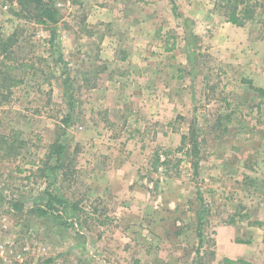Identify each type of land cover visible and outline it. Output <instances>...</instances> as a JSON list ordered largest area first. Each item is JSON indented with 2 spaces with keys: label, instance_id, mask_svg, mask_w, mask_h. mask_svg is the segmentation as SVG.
Here are the masks:
<instances>
[{
  "label": "rangeland",
  "instance_id": "1",
  "mask_svg": "<svg viewBox=\"0 0 264 264\" xmlns=\"http://www.w3.org/2000/svg\"><path fill=\"white\" fill-rule=\"evenodd\" d=\"M101 1L53 0L59 20L44 24L33 0H0V69L17 66L8 71L14 79L0 77L5 255L25 248L27 264H223L217 229L231 225V243L255 235L246 260L264 264V104L254 89L264 85V0L232 1L241 11L250 6L241 14L247 20L216 40L209 16L214 10L225 20L227 0H187L199 6L198 26L185 4L170 0L161 43L172 52L148 65L179 76L172 105L163 88L127 84L130 64L84 55L98 42L82 33L112 30L88 23ZM99 66H106L101 74ZM106 79L125 85L93 88ZM192 128L199 175L184 153ZM56 142L65 146L60 154Z\"/></svg>",
  "mask_w": 264,
  "mask_h": 264
},
{
  "label": "crops",
  "instance_id": "2",
  "mask_svg": "<svg viewBox=\"0 0 264 264\" xmlns=\"http://www.w3.org/2000/svg\"><path fill=\"white\" fill-rule=\"evenodd\" d=\"M191 1L193 0H188V2ZM188 2L187 0H179L177 3L179 5L185 4L186 6L184 5V8L187 7L186 11L188 12L186 14L190 15L192 18L193 15L197 14L199 6H196L195 4L190 5ZM92 6H94V11L93 14L89 16L88 23H93L92 25L98 26L106 25L108 29L112 30H109L108 32H99V34L97 32H91L89 34L82 33L78 38H81L85 41L89 40L90 43L98 42V50H96V53L93 52L91 48H88L87 50H84V53H86L84 55H90L91 57L98 56L100 58L99 62H107L108 66L111 64L114 66L118 64L119 66L130 64L129 68L126 66V69L128 68L129 70L127 69L125 71V74H127L126 76L129 77V80H127V78L125 80L128 82L127 84L130 86L133 84L134 86L140 85L139 87L142 88L151 87L152 91H156L157 88H163L165 89L166 93L168 91L167 103L169 105L174 104V100L169 95L174 82L177 81L179 76L174 74L172 69L169 70V68H166V70H163L162 67L157 66L158 68H153L148 65V61H156V57H162L172 52L167 48L168 46H166L164 43H161L165 40H168L165 37V29L169 28V24H171L173 17L171 1L155 0L152 3L145 2L143 0H105L98 3H93ZM144 8H150L153 9V11L143 12L142 10ZM189 9H193L195 11H191ZM213 12L214 14L212 13L211 17L209 16V19L213 20L212 25L214 30L212 39L216 40L222 35L227 36L224 34V31L229 28L231 22H229L227 19L221 22L222 16L214 10ZM193 19H195V23L197 22V26L198 24H202V22H204V20L200 21L198 17H193ZM214 20H220V23H217ZM223 26L226 27L223 28ZM122 27L123 29L121 30ZM176 29L180 30L181 28L176 26ZM230 29L232 31H238L231 27ZM121 35H124L123 41L127 42V44L122 43L123 41L120 39ZM149 41H154L152 48H146L152 46L149 45ZM141 42H145L142 44L143 46L141 45ZM136 44H138L139 47H137ZM177 45L178 44H176V46ZM141 46L145 48H142ZM173 46L175 47V42L173 43ZM149 49H154V52H149ZM121 54L124 55L122 58L125 59H122V62L120 63L118 58L121 56ZM133 57H138V60H134V64L132 61ZM168 57L170 58V56ZM174 57L175 54L170 59L172 60ZM139 60H142L143 62H139L138 65L135 64ZM141 63H146V66H143ZM168 66L171 67V64H168ZM105 69L106 66H99L97 71L98 73L100 72L99 74H101V72H103ZM133 77L135 78V81L133 80ZM144 79L146 81V85L144 82H142ZM122 81L123 80L121 79H106L104 80L105 84H95L93 88H101L107 90L106 92L110 93L112 91H118L121 89L120 84L123 83ZM123 85L125 84L123 83ZM259 87H264V85ZM116 103V107H118L119 100ZM162 103L163 102L160 97L155 99V104L162 105ZM163 115L170 114L164 113ZM222 232H225V234L222 235ZM231 232L232 235L234 234V236H236V228L232 227L231 225H223L217 229L218 246L222 245V248L227 251V257H241L246 259V256L249 254L252 255L255 235L251 237L249 234L250 241H235V243H231Z\"/></svg>",
  "mask_w": 264,
  "mask_h": 264
},
{
  "label": "trees",
  "instance_id": "3",
  "mask_svg": "<svg viewBox=\"0 0 264 264\" xmlns=\"http://www.w3.org/2000/svg\"><path fill=\"white\" fill-rule=\"evenodd\" d=\"M37 6L39 7L40 11V15L42 16V18L40 19V21L44 24L48 23V22H52V23H56L59 20V10L55 9L53 7V0H47V2H43V0H33ZM232 1L235 0H227V3L224 4L222 7V10L224 11L223 13L226 16V19L237 25V26H243L245 24V21L247 20L246 15L242 16V12H244V14H249L250 12V6L247 4V6H245V8L241 11L239 9V6L235 3H232ZM241 11V12H240ZM173 48V47H172ZM170 49V48H168ZM9 69L6 70H2L0 69V77L1 79L5 80V81H10V79H14L13 77H10L8 71H10V69H14L17 66H8ZM7 72V73H6ZM3 74V75H2ZM255 91L258 93L259 96V104L258 106L260 107L262 104H264V87H254ZM197 129L192 128L189 137L192 140V148H188L186 151H184L185 155L187 156H192L193 160H192V167L194 169V174L199 175L200 172V161H201V149H200V145H199V140H198V132H196ZM187 138L186 135L183 136V141ZM182 146L179 148L180 150H182ZM65 146L61 143L56 142L53 145V152H55L56 154H60L64 151ZM157 160H159V157H156ZM16 208L19 209V206H16ZM202 216L199 215V224L201 226V222H202ZM232 223H234V220L230 221ZM256 224H259V222H255ZM198 231H200V228H198ZM223 264H251L248 260L244 259V258H239V259H233V258H229L226 257L223 260Z\"/></svg>",
  "mask_w": 264,
  "mask_h": 264
},
{
  "label": "built area",
  "instance_id": "4",
  "mask_svg": "<svg viewBox=\"0 0 264 264\" xmlns=\"http://www.w3.org/2000/svg\"><path fill=\"white\" fill-rule=\"evenodd\" d=\"M59 6H62L61 3H59ZM7 8V6H5ZM4 223V222H3ZM1 229H7V224L4 223L1 226ZM10 242V240H8ZM8 242H1L0 237V264H27V257L25 256V248L24 250H16L12 253V256L5 255L6 253V245Z\"/></svg>",
  "mask_w": 264,
  "mask_h": 264
}]
</instances>
